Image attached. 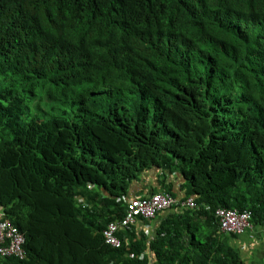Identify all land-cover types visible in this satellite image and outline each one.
Returning <instances> with one entry per match:
<instances>
[{
	"label": "trees",
	"instance_id": "trees-1",
	"mask_svg": "<svg viewBox=\"0 0 264 264\" xmlns=\"http://www.w3.org/2000/svg\"><path fill=\"white\" fill-rule=\"evenodd\" d=\"M149 167L197 206L113 247ZM219 207L264 225V0H0V264H246Z\"/></svg>",
	"mask_w": 264,
	"mask_h": 264
},
{
	"label": "built area",
	"instance_id": "built-area-1",
	"mask_svg": "<svg viewBox=\"0 0 264 264\" xmlns=\"http://www.w3.org/2000/svg\"><path fill=\"white\" fill-rule=\"evenodd\" d=\"M176 200L169 194L162 192L154 193L145 198H134L128 202L127 214L119 221L110 222L103 230L105 241L113 247L122 245L118 236L119 229H130L136 225L139 216L146 218L155 217L160 210L170 207ZM194 205L192 199L182 202V205ZM221 217L223 226L231 231H242L248 224L250 214H238L230 210H221L218 214ZM0 212V255L2 257L18 256L23 258L24 236L19 229L9 220L1 219Z\"/></svg>",
	"mask_w": 264,
	"mask_h": 264
},
{
	"label": "crops",
	"instance_id": "crops-1",
	"mask_svg": "<svg viewBox=\"0 0 264 264\" xmlns=\"http://www.w3.org/2000/svg\"><path fill=\"white\" fill-rule=\"evenodd\" d=\"M158 173L160 170L158 167H149L144 171L139 178L132 182L128 192V199L136 197H144L152 194L153 189L159 186ZM174 182V191L177 193V199L184 198L186 188L182 187V184L186 181V177L179 174L176 177L172 174L169 175V179ZM196 199V198H195ZM209 205L206 204V210ZM171 209V208H170ZM168 210L162 211L161 216H156L152 219H139L136 223L137 231H143L148 236L152 237L162 223V220L169 213ZM174 212V211H172ZM204 220L207 216L202 217ZM219 231L221 228L219 227ZM222 232V231H221ZM236 237H229L228 240L233 247V250H239L241 256L246 264H264V225H252L251 232H245L243 234H236ZM152 259V258H151ZM153 260V259H152Z\"/></svg>",
	"mask_w": 264,
	"mask_h": 264
},
{
	"label": "clouds",
	"instance_id": "clouds-1",
	"mask_svg": "<svg viewBox=\"0 0 264 264\" xmlns=\"http://www.w3.org/2000/svg\"><path fill=\"white\" fill-rule=\"evenodd\" d=\"M234 28H240V26L239 25H237V26H234ZM97 91H99V90H97ZM105 95V94H104ZM104 95H101V94H99V95H97V97H101V96H104ZM95 103H97V102H92V103H89L90 105H92V106H95L96 104ZM49 108H50V105H49ZM64 108L65 109H72V110H74L75 112H78V113H80V114H85V111L84 110H82V109H80L79 108V105L78 104H76V103H74V101H72V103H70V104H67V105H64ZM64 109V110H65ZM47 112H50V111H47ZM160 192V191H159ZM154 193H157V192H154ZM154 193H152V194H154ZM162 193H164V192H162ZM152 194H150V195H152ZM165 194H168V193H165ZM150 195H147V196H144L143 198H145V197H148V196H150ZM170 195V194H169ZM170 196H172V195H170ZM173 197V196H172ZM142 198V199H143ZM175 200H176V202L175 203H173L172 205H174V204H180L182 207H184V206H188V208H195L196 206H197V201H196V199H195V196H190L189 198H187L186 200H185V202H187L189 199H192L193 200V202H194V205H190V204H188V205H182V202H184V201H182L181 199L179 200V199H177V197L175 198V197H173ZM172 205L170 206V207H168V208H165L166 210L167 209H170L171 207H172ZM210 208V207H209ZM208 208V209H209ZM220 208V207H219ZM217 209V213H216V216L218 217V220H219V224H221L220 225V228H221V231L222 232H224V233H226L227 235H229L230 237H232V235H236V234H243L244 233V231H245V229L247 228V227H252V224H251V219H252V217H253V215H252V212L250 211V210H239V209H226V208H220V209ZM164 210V209H163ZM221 210H230V211H235V212H238V214H250V216L248 217V224L244 227V229L242 230V231H238V230H235V231H231V230H228V229H226L224 226H223V224H222V221H221V217L218 215L219 214V211H221ZM156 217V216H155ZM7 219V218H6ZM105 229V228H104ZM104 235V234H103Z\"/></svg>",
	"mask_w": 264,
	"mask_h": 264
}]
</instances>
